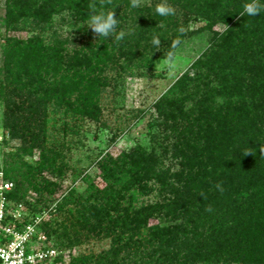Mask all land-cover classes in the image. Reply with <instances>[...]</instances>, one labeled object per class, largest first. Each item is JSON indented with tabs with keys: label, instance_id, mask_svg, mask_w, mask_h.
Masks as SVG:
<instances>
[{
	"label": "trees",
	"instance_id": "obj_1",
	"mask_svg": "<svg viewBox=\"0 0 264 264\" xmlns=\"http://www.w3.org/2000/svg\"><path fill=\"white\" fill-rule=\"evenodd\" d=\"M131 2L4 0L0 106L4 129L20 142L1 169L12 184L9 199L44 206V196L59 188L43 176L62 174L63 153L46 145L49 107L99 123L107 87L150 74L184 38L202 31L208 47L150 105L147 145L105 154L97 162L103 186L87 177L84 193L69 192L53 209L73 206L64 221H43L40 230L54 242L48 247L67 251V262L55 259L63 264H264V0H255L256 16L240 15L253 0H150L135 8ZM160 3L175 14L157 15ZM108 11L119 19L116 31L125 32L121 41L86 25L93 12ZM56 19L75 32L58 31ZM192 21L203 26L189 31ZM26 28L35 33L9 35ZM34 150L38 160L25 162ZM29 191L34 203L25 201ZM90 240L109 246L73 255Z\"/></svg>",
	"mask_w": 264,
	"mask_h": 264
},
{
	"label": "rangeland",
	"instance_id": "obj_2",
	"mask_svg": "<svg viewBox=\"0 0 264 264\" xmlns=\"http://www.w3.org/2000/svg\"><path fill=\"white\" fill-rule=\"evenodd\" d=\"M141 5L149 4L150 0H137ZM4 0H0V17H2ZM1 25V19H0ZM189 31H196L203 26L202 22H189ZM54 27L63 32H75L69 26L62 24L59 19L55 20ZM35 31H10V37L26 39ZM51 33L47 34L48 36ZM1 35L2 30H1ZM0 35V44L2 36ZM208 47V35L205 32H197L184 38L179 46L173 51V60L169 63L166 58L161 59L154 65L150 74L144 76L124 77L119 84L114 87H107L100 95V122L95 123L80 118L73 119L65 117L61 110L53 111L51 107L47 110L46 145L63 153L62 159L57 161V165L62 168L59 177H49L44 173V177L56 182L58 189L54 196H44L49 201L40 206L32 204L27 207L26 202H12V209L17 204H21L26 218H40L41 222L46 221L51 226L64 221L68 214V209L73 206L66 205L62 212H53L58 204L62 202L69 192L75 194L84 193L91 182L97 187H102L103 183L99 179L97 162L109 153L112 157H117L121 152L128 151L137 144L147 145L148 135L151 132V113L149 109L155 101L168 87L182 74L189 72L192 63ZM1 78V76H0ZM3 106H0V172L3 173L5 162L9 156L15 153L20 146L17 140H11L9 134L3 127ZM67 123V128L64 124ZM74 129L73 132L71 129ZM38 150L33 151L32 156L24 157L25 162L33 164L38 160ZM90 182H87L88 178ZM36 198L34 192L29 191L25 201L34 203ZM34 205V207H33ZM71 218V217H70ZM72 219V218H71ZM54 245L53 240L45 239L43 245ZM109 246L108 240H90L83 242L72 249L73 255L97 254L106 250ZM59 255L67 260V251L58 250ZM67 262V261H66ZM63 264V263H57Z\"/></svg>",
	"mask_w": 264,
	"mask_h": 264
},
{
	"label": "built area",
	"instance_id": "obj_3",
	"mask_svg": "<svg viewBox=\"0 0 264 264\" xmlns=\"http://www.w3.org/2000/svg\"><path fill=\"white\" fill-rule=\"evenodd\" d=\"M12 184L0 172V264H57L58 250L43 245L40 218H26L24 207L11 205Z\"/></svg>",
	"mask_w": 264,
	"mask_h": 264
},
{
	"label": "clouds",
	"instance_id": "obj_4",
	"mask_svg": "<svg viewBox=\"0 0 264 264\" xmlns=\"http://www.w3.org/2000/svg\"><path fill=\"white\" fill-rule=\"evenodd\" d=\"M131 6L133 8L137 7V0H132ZM155 13L161 17H168L175 14V9L171 6H169L167 3H160L155 6L154 9ZM260 8L255 3V0H253L252 3H247L244 5V11L240 15L243 16L244 14H247L249 16H256L259 14ZM119 19L114 18V11H108V12H93L89 16V19L87 21V27L92 30L94 34H97L98 37H109L115 34V41H121L125 37V32L123 30L117 32V25H118ZM181 32H183V29H180ZM161 39L159 36L154 35L152 38V45L153 47L159 49L160 47ZM179 43V40L173 41L172 47H176ZM166 60L171 63L173 60V53L169 52L167 54ZM262 153H264V147L260 149ZM247 155V154H246ZM217 189L222 191L221 185H216ZM207 211H212L211 207H208L206 209Z\"/></svg>",
	"mask_w": 264,
	"mask_h": 264
}]
</instances>
